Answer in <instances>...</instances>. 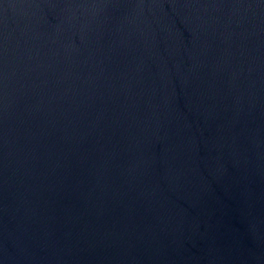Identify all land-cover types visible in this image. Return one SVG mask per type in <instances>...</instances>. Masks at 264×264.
Masks as SVG:
<instances>
[{
	"label": "water",
	"instance_id": "95a60500",
	"mask_svg": "<svg viewBox=\"0 0 264 264\" xmlns=\"http://www.w3.org/2000/svg\"><path fill=\"white\" fill-rule=\"evenodd\" d=\"M0 264H264V0H0Z\"/></svg>",
	"mask_w": 264,
	"mask_h": 264
}]
</instances>
